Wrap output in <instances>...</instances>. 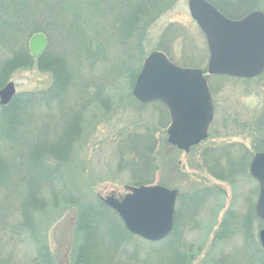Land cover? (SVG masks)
Wrapping results in <instances>:
<instances>
[{
    "label": "rangeland",
    "instance_id": "374dc122",
    "mask_svg": "<svg viewBox=\"0 0 264 264\" xmlns=\"http://www.w3.org/2000/svg\"><path fill=\"white\" fill-rule=\"evenodd\" d=\"M71 1L75 4V0ZM85 1L87 0L83 2ZM109 2L96 1L92 6L85 2L86 8H79V11L84 13V20L82 21H85L91 29L87 38H93L92 41L97 36L99 28L95 21L96 17L89 15L92 14L91 9L99 10L103 4L107 7ZM230 8L236 9L237 5H227L225 12L228 13ZM126 12L127 10H124L121 13L125 14ZM94 14L96 13L94 12ZM127 15L129 16V23L133 16L129 11ZM146 35L141 44L145 52L143 60L150 52L157 51V45L160 42L164 46L167 45L166 50L171 51L173 62L176 65L206 70L209 56L206 41L203 33L189 14L187 0H178L171 10L154 20L148 27ZM94 44H91V50H94ZM53 49V46L48 47L40 58L27 61L23 59L20 53L10 57L3 50L2 55L7 60L3 63L0 62V89L12 82L15 87L13 97L17 94L32 93L36 99H40L45 96L42 92L46 91L52 82L50 73L61 71L64 76L62 82L64 85L59 86V92L62 95L58 97L60 103L53 102L47 108L43 105H36V103L31 111V126L33 128L28 135L31 138L39 135L41 137L46 136L48 139L54 137L52 130L56 124L61 123V119L58 121L59 111L61 112L58 105H61L62 102L65 117L69 118L67 131L72 134L77 132L75 137H79L74 143L68 163L63 165L60 172L68 181V193L76 200L73 203L70 200L64 201L55 207L53 204L49 205L45 209L46 212L40 213L38 218L36 217L38 234L47 244L57 264H72L73 249L76 244L75 218L80 206L76 197L84 195L82 202H90L88 199L98 197L102 204L101 197L106 195L113 194L116 197H121L127 192L126 187L135 186L134 184L139 178L133 176L139 175L140 172L142 175L144 174L143 181H148L150 178L151 184H159L177 191L179 197L175 208L178 207L181 212L177 229L178 249L183 252L188 249L200 248L198 254L188 264H208L209 256L218 257L220 254H229L231 264H244L243 259H238L242 238L236 231L223 242H219L212 253L208 249L214 231L218 229L224 214L229 209H233L236 215L243 218L248 224L254 225V235L258 239V232L260 229H264V223L257 216L258 220L251 217V213L254 212L252 209L256 199L257 183L251 178L249 172L237 174L234 185L216 180L204 168L201 169L200 155L206 147L237 145L236 151L238 150V152L234 151L229 160L236 167L241 159L242 151H244V155L249 151L251 159L256 152H259H255L253 149L255 144L260 143V152L264 151L262 133L249 135L242 132V127L237 125L241 123V119L251 121L263 106V76L252 83L235 78H214L211 94L214 104V118L208 130L207 138L190 147L187 151H182L167 143L166 129L169 125V117L168 123L162 129L157 127V121L161 120L160 112H154L150 108L144 109L141 114L135 111L137 108L130 101V96L133 98L131 94L133 85H130L125 74L117 77L115 72L111 71V64L120 55L112 42L111 47L106 48V57L89 67L82 64V60L74 61L75 56H82L84 46L73 52L64 49L67 54L60 52L59 54L66 56V62L61 60L62 66L61 63H58L57 57H54V53L57 55L59 49ZM51 60L56 61L57 64L55 66L50 64L52 67L50 73L42 72L40 69L49 66V63H52ZM185 61L188 63L185 64ZM109 71H111L112 80ZM67 84L70 86L68 85L69 88L66 91ZM55 92L57 93V91ZM52 97L57 98L54 95ZM4 106L8 107V104H0V127L3 123L1 108ZM11 106L15 108L17 105L15 103L13 106L11 102L9 107L11 108ZM141 121L142 124L145 122L148 125L146 131L151 135L149 139L153 143L152 159L155 165L154 169L151 167L152 170L146 167L145 173L141 169L138 173L135 169L132 171V164L128 163V161L132 162V157L125 153L120 156V152H118H127L126 145H122L125 143L124 136L126 134L131 132L130 134L139 135L146 132ZM42 122L47 123V126L41 125ZM131 122L138 123L139 126L126 127V124ZM262 126L264 127V118H262ZM49 149L55 153L63 152L66 149V142L63 140L59 144L52 145ZM6 150L7 147L0 145L2 153ZM59 186L60 181L58 180L57 188ZM213 186L216 187V190L220 188L221 192H212L209 198L202 203V206L195 204L194 199L198 194L197 192ZM44 193L50 196L46 190ZM187 194H192L193 202L189 200L188 203L187 200L183 199ZM188 212L192 214L191 218L186 215ZM183 214L186 215L184 219L182 218ZM116 216L119 218L117 214ZM25 232H28L26 228L24 236L8 242L6 249L11 250L12 246H15L13 256L27 263L33 256V241ZM136 242L130 240V243L125 245L128 253L134 250L135 246L136 248L139 246L140 249L137 254L139 263L145 261L146 264H159L157 261L163 256L160 255L159 248L164 249L165 243H156L155 249L151 250L148 249L149 244H137ZM119 256L129 264H134L129 261L128 255L121 253ZM115 257L118 258L117 255ZM177 260L178 256H173L170 261L177 264ZM160 264H169L167 257H164L163 262L161 259Z\"/></svg>",
    "mask_w": 264,
    "mask_h": 264
},
{
    "label": "trees",
    "instance_id": "16d2710c",
    "mask_svg": "<svg viewBox=\"0 0 264 264\" xmlns=\"http://www.w3.org/2000/svg\"><path fill=\"white\" fill-rule=\"evenodd\" d=\"M83 1L75 0V4H73L71 0H0V62L3 63L7 60L2 55L3 50L10 57L20 53L25 61L33 60L29 54L27 43L32 35L39 32L46 36V49L52 46L55 50L59 49L57 55L54 53V57H57L56 59H58V63H61V66V60L63 59L66 62V56L59 53L67 54L64 49L73 52L84 46L82 56H75L74 61L82 60V64L89 67L106 57V48L111 47L112 42L115 50H118L120 55L111 64V71L115 72L117 77L125 74L130 85H133L145 57L144 48L141 44L147 36L148 27L154 20L171 10L178 0H104L110 1L107 7L103 4L99 10L91 9L92 14H89L96 17L95 21L99 28L93 41V38H87L91 29L85 21H82L84 20V13L79 11V8L85 9L86 3L92 6L96 1L101 0H87L86 3ZM207 1L224 15L233 19L241 18L254 10L264 11V0ZM227 5H237V8H230L226 13ZM124 10H127V12L122 14L121 12ZM128 11L133 16L129 23ZM93 43H95L93 45L94 50H91L90 46ZM166 48L167 45L164 46L163 43L159 42L157 45V50L165 53L173 62L171 51L166 50ZM54 60L50 61L52 63H49V66L40 70L50 73L52 69L50 64L53 66L57 64ZM187 63L185 61V64ZM111 71H109L110 76ZM50 74L52 82L46 91L42 92L45 96L36 99V96L32 93L17 94L11 100L13 106L16 103L15 108L9 107L11 102L8 103L9 108L6 106L1 108L3 123L0 127V145L7 147V150L4 153L0 151V264H57L47 244L38 234L36 217L38 218L40 213L46 212L45 209L49 205L53 204L55 207L64 201L70 200L73 203L76 200L68 193V181L60 174L61 168L70 159L74 143L79 138L75 137L77 132L72 134L67 131L69 118L65 117L62 102L61 105H58L61 110V112L59 111L58 121L61 119V123L56 124L52 130L54 137L48 139L46 136L41 137L40 135L32 136L33 138L28 136L31 128H33L31 126V111L35 107L34 105L37 103L36 105H43L47 108L53 102L60 103L58 97L62 95L59 92V86L64 85L62 83L64 76L61 71H54ZM262 76L264 78V72L253 79L240 80L252 83L258 81ZM214 78L228 79L231 77L222 75L207 76L206 79L211 94ZM68 85L65 87L66 91L70 86ZM54 91H57V93H54ZM52 95L57 98L52 97ZM130 101L134 103V107L137 108L135 111L139 114L146 108H150L154 112H160L161 120L157 121V127L163 129L168 123L167 111L161 103H139L131 96ZM262 118H264V104L257 116L253 117L251 121L241 119V123L237 125L241 126L242 132L246 134L259 135L262 133L264 136ZM43 124L47 126V123L42 122L41 125ZM137 124L131 122L126 124V127L139 126ZM142 127L145 128V131L146 128L148 129L145 122ZM130 133L124 136L125 143H120L126 145L127 148V152L118 151L120 156L122 153L131 156L132 162L128 161V163L132 164V171L135 169L137 173L139 169L144 170L145 173L146 167L150 170H152L151 167L154 169L155 165L152 159L153 143L149 139L150 133L148 131L139 135ZM63 140L66 142V149L63 152L55 153V151L49 149L52 145L59 144ZM259 147H261L260 143L253 146L255 152L261 151ZM236 149L237 145L231 144L204 148L200 155L201 169L204 168L216 180L234 185L237 174L248 172L247 166H249L248 163L251 160L249 151L246 152V155L242 151L239 164L236 165L235 163V167L229 160L234 151L238 152ZM247 154H249L248 157ZM174 165L176 166V164ZM139 175L135 174L133 176L139 178L137 183L134 184L135 186L151 184L150 178L148 181H143L144 174L142 175V172H140ZM58 180L60 181L59 188H57ZM215 188L213 186L212 188L202 189L204 191H198L194 199L195 204L202 206V203L209 198L212 192H221L220 188L218 190ZM44 190L50 196H47ZM192 194L182 197L189 203V200H192ZM84 197V195L76 197L80 206L75 218L74 235L76 244L73 249L72 264H129L121 259V256H119L121 253L128 255L129 261L134 264H146L145 261L139 263L137 260L139 246L138 248L135 246L130 253L126 251L125 245L130 243V240L137 241V244H149L148 249L151 250L155 249L156 243H165L164 249L159 248L160 255H163L157 261L159 264L161 259L162 262L164 261V257H167L169 264H173L170 261L173 256H178L177 264H188L200 251V248L188 249L183 252L178 249L177 229L181 215L178 207L174 210V222L171 232L163 239L152 242L131 234L116 214L102 204L98 197L88 199L90 202H82ZM254 203L255 201L253 202L252 211H254ZM186 215L192 217L190 212ZM186 215L183 214L182 218L184 219ZM251 217L258 220L255 212L251 213ZM253 226L252 223L248 224L243 218L236 215L233 209H229L224 214L218 229L214 231L208 251L211 250L210 253H212L219 242H223L236 231L242 238L238 259H243L244 264H264V250L254 235L255 227L253 228ZM25 228L28 231L25 233L33 241V256L27 263L13 256L15 246H12L11 250L6 249L8 242L24 236ZM116 255L118 258L115 257ZM208 258V264H231L229 254H220L218 257L209 256Z\"/></svg>",
    "mask_w": 264,
    "mask_h": 264
},
{
    "label": "water",
    "instance_id": "95a60500",
    "mask_svg": "<svg viewBox=\"0 0 264 264\" xmlns=\"http://www.w3.org/2000/svg\"><path fill=\"white\" fill-rule=\"evenodd\" d=\"M191 18L203 33L208 50L206 75H224L252 79L264 71V12L255 10L239 19L222 14L207 0H187ZM43 33L28 41L33 59L46 49ZM15 93L12 82L0 89V104H8ZM131 94L140 103L164 105L169 125L167 143L187 151L207 137L213 119V102L205 73L194 67H180L161 51H152L143 60ZM250 176L257 182L255 213L264 222V152L256 153L249 165ZM121 197H101L124 227L147 241H158L172 230L176 190L160 185L126 187ZM264 249V229L258 232Z\"/></svg>",
    "mask_w": 264,
    "mask_h": 264
},
{
    "label": "bare ground",
    "instance_id": "6f19581e",
    "mask_svg": "<svg viewBox=\"0 0 264 264\" xmlns=\"http://www.w3.org/2000/svg\"><path fill=\"white\" fill-rule=\"evenodd\" d=\"M257 199V198H256ZM256 199H255V203H256Z\"/></svg>",
    "mask_w": 264,
    "mask_h": 264
}]
</instances>
